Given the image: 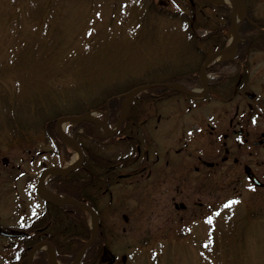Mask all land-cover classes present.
<instances>
[{
    "label": "rangeland",
    "instance_id": "rangeland-1",
    "mask_svg": "<svg viewBox=\"0 0 264 264\" xmlns=\"http://www.w3.org/2000/svg\"><path fill=\"white\" fill-rule=\"evenodd\" d=\"M199 1L201 5L226 2L231 14L227 1ZM187 2L0 0V230L16 232L43 211L45 201L38 191L43 169L68 167L79 159L67 139L63 140L69 157L64 148L57 150L42 124L45 118L56 117L60 130V123L66 121V133L106 159L136 156L123 142L107 141L113 129L95 127L104 141L100 143L87 137L82 127L75 131L77 123L64 118L100 104L115 91L167 82L188 69L196 70L202 63L197 53L203 49L195 48L190 38ZM247 4L264 29V0ZM237 13L242 27L243 3ZM201 14L198 35L208 34L224 21L209 7ZM234 37L230 33L226 44ZM249 62L255 70L264 67L263 44L252 45ZM226 68L231 66L224 62L222 69ZM258 78L264 79V73ZM198 87L203 89L202 82ZM180 98L159 103L141 99L135 105L140 121L155 108L173 117L170 121L176 130L170 135L171 146L176 145L177 131L188 122ZM151 123L138 128L140 136L151 127L152 135L164 138L166 125L153 132ZM145 147L149 166L153 162L155 149L143 143L137 165L145 157ZM167 151L162 145L156 153L161 160H171L175 155ZM253 151L251 156L243 153L241 162L264 161L263 148ZM140 178L112 185V203L108 194H102L106 247L98 264H109L112 256L115 264H264V187L255 188L242 170L227 163L215 174L193 172L180 191L174 181V202L184 203L185 210L157 207L153 178L138 182ZM89 225L93 227L92 218ZM20 250L21 240L0 234V264H12Z\"/></svg>",
    "mask_w": 264,
    "mask_h": 264
},
{
    "label": "flooded vegetation",
    "instance_id": "flooded-vegetation-1",
    "mask_svg": "<svg viewBox=\"0 0 264 264\" xmlns=\"http://www.w3.org/2000/svg\"><path fill=\"white\" fill-rule=\"evenodd\" d=\"M262 34L261 31L257 32V36ZM257 39V41L252 40L251 42L253 44L258 43L264 45V35L261 39L258 37ZM251 48L247 52V57L243 60L238 57L239 47L236 54L226 57V61L224 62L227 66H231V69L226 68V70H223L222 66L224 62H221L222 66L215 72L210 71L212 66L206 68L205 73L208 75L206 85L199 93H196V95L186 94L176 90L175 93H171L166 97L164 96V89L166 87L158 86L162 92L152 94V103L163 102L171 97H182L180 98V100H183L181 107L185 108V114L188 116L187 124L184 125L181 132L177 131L178 139L175 146H171L170 140L171 133L176 130L170 121L173 117L167 114V112L159 111L157 108H155L150 116L149 112L143 115L142 121L139 120L136 114L130 119L128 116L121 124L119 130L107 138V141L112 143H116L117 140L123 142L129 148L135 150L136 156L134 158H125V162L122 161L124 158H107L108 161L115 160L116 164L108 163L106 166L100 167L103 177L97 182L98 190L93 189L94 187L90 190L92 196L98 197L97 212L99 215V230L96 240H98L102 248L106 247V241L101 222V215L104 213V210L100 206L101 198L103 195L105 196L108 194L110 202L112 203L114 194L111 187L116 183L119 184L120 180H125L127 178L131 180L132 177L141 176L142 178L138 181L141 182L144 181V179L153 178V191L157 193L154 203L157 207L164 205L163 210L172 209L173 206L176 209H186L184 203L174 202L175 198L172 196L174 181L178 183L177 190L180 191L181 188H184L186 180L193 172L215 174L217 170L227 163H230L234 170H242L255 188L261 189L264 187V161L248 164L240 160L243 153L247 152V154L251 156L255 148L264 149V79L258 78L260 72L264 73V67L258 70L253 68V65L249 62ZM202 67L200 68V72ZM255 71H257V74ZM195 76H198V83L203 82L201 73ZM191 82L192 77H186L181 84L187 86ZM198 86L199 85H196L190 89H194ZM164 116H166L165 119L163 118ZM102 119H105L106 122L110 124V117L108 114L107 116H103ZM147 122H152L151 126L153 127V132H158L161 130L162 126L166 125L167 129L163 133L164 138L158 137L157 133L152 135L151 127L148 130L149 132L145 133L144 137H141L138 128L142 129L143 124L146 125ZM122 127L123 130L121 131ZM127 129H129V132H126ZM134 131L136 133H134ZM186 135H188V140L184 139ZM148 136L150 137V141L148 140ZM100 138H93V140L103 143L104 141L102 142ZM161 140L165 141L162 142ZM143 143L146 145H148V143L151 144L153 150L155 149L154 151L156 152L159 151L160 146H166L168 149L166 152L167 155L172 152L177 158L171 156V160L168 158L161 160L155 152L153 162H151L149 166L148 162L150 155L145 147V157L143 161L137 165L143 154ZM190 148L194 149L196 154L191 151ZM3 161L5 165L8 164V161ZM85 162L90 164L89 168L84 166ZM79 168H82L81 170H86L92 178L94 177L95 169H98L94 160H84L83 165ZM252 175L257 178L259 184L251 179ZM8 178L10 179V176H8ZM81 202L87 203L94 208L88 200ZM49 204L52 203L45 201L43 211L37 214L26 225L22 226L20 230L16 232H5L0 230V234H8L6 237L10 236L9 238L13 240H21L19 258L13 261L12 264H29L30 253L35 246H39L40 248L34 252L30 264H33L39 258L41 252H46V250L41 247L46 245V242L51 243L47 238L49 223L45 224L44 218L47 210L46 206ZM75 207L84 211L80 207ZM87 214V225L91 232V227L89 225L91 216L89 213ZM124 218L128 220L126 216ZM76 221L77 218H74V224H76ZM77 253L71 261L75 259ZM103 253L105 254L104 249ZM21 255L22 258H20ZM48 258L49 255L47 254V261ZM123 260H125V258H123ZM115 263L116 258L112 256L109 264Z\"/></svg>",
    "mask_w": 264,
    "mask_h": 264
},
{
    "label": "trees",
    "instance_id": "trees-1",
    "mask_svg": "<svg viewBox=\"0 0 264 264\" xmlns=\"http://www.w3.org/2000/svg\"><path fill=\"white\" fill-rule=\"evenodd\" d=\"M190 8L189 14V27L190 33L192 36L190 37L193 43L195 44V48L199 49L202 47L203 50H200L197 54L202 60V63L199 64V67L196 70L188 69L182 74L175 75L168 79V81H176L179 83L184 82L186 77H192V82L187 85L189 88L195 87L198 85V75L200 73V68L205 60V58L210 54V52L216 51L226 46L227 38L230 34V26H231V18H230V7L228 4H214L210 1H205L204 5H201L199 0H187ZM248 3V0H244ZM173 6H178L175 2H170ZM205 7H209L214 9L217 14L223 17L224 21L219 24L216 28L212 29L208 34L198 35L197 28L200 25V22L197 20L198 14L203 12ZM204 14V13H203ZM202 15V14H201ZM263 32L264 29L261 26V23L255 20L253 12L247 4V16L243 21L242 27L240 28L241 33V43L239 45L238 57L243 60L247 57V52L252 47L253 41H257V37L261 39L262 35L257 36V32ZM222 66V63L217 62L212 65L210 71L215 72L219 70ZM138 86V85H137ZM134 86L131 89L137 87ZM129 88V90H131ZM128 90V89H127ZM127 90H118L111 93L108 99L104 100L98 105L91 107L90 109H85L79 114L88 112L90 110L95 111H108V116L110 117V126H114L120 118L121 109L123 102L125 100V94ZM128 90V91H129ZM162 92L159 87L151 88L147 92H143L139 97L135 98L134 103L131 106V112L129 115V119L133 117L135 112V105L138 100H153V93ZM164 96L171 93H175L176 90L165 88ZM104 115H102L103 117ZM56 117H47L43 121V126L48 134V137L51 138L57 148H64L66 150V158L69 157V153L67 150L66 144L63 142L61 137L58 134L56 129ZM73 127V126H72ZM77 128H84L85 133L90 136H95L94 125L89 122H80L74 125ZM123 130V127L121 131ZM84 150L86 160H94L98 169L94 171V177L86 171L81 170L79 168L70 174H58L54 175L47 182V186L50 187L56 194L59 195H68L78 201L88 200L89 203L98 211V197L92 196L90 190L93 189L98 190V180L103 177L102 169L100 167L106 166L108 163L116 164L115 160L108 161L105 157L98 155L94 150L82 145ZM61 150V149H60ZM126 159L122 160L125 162ZM86 168L90 167V164L87 162L84 163ZM88 198V199H87ZM47 210L45 212V224H48L47 229V238L53 244L57 251L58 259L63 264H68L72 262V258L76 255V253L86 244V242L90 239L91 232L87 225V216L88 214L84 211L76 208L73 205L66 204L63 206H56L53 204H49L46 206ZM50 214V215H49ZM74 218H77L76 224H74ZM69 254V255H67ZM103 255V249L98 242H95L87 249L85 255L82 260V264H98ZM70 256V257H69ZM22 258V255L20 256ZM33 264H48L47 261V253L41 252L39 258Z\"/></svg>",
    "mask_w": 264,
    "mask_h": 264
},
{
    "label": "water",
    "instance_id": "water-1",
    "mask_svg": "<svg viewBox=\"0 0 264 264\" xmlns=\"http://www.w3.org/2000/svg\"><path fill=\"white\" fill-rule=\"evenodd\" d=\"M236 1H241L244 5V17L242 18V21L244 20V18L246 17V4L243 0H236ZM234 13H235V8H232V11H231V19H232V23H231V28L230 30L236 35V40L233 44L229 45L228 47L222 49V50H219L215 53H212L205 61V64L202 68V72H201V75H202V78H203V82H204V85H206V80H205V77H204V73H205V69L206 67L216 58L218 57H224L226 56L229 52L231 51H236L237 50V47H238V42L240 40V32H239V29L240 27L234 22ZM159 85H163V86H166V87H171V88H175L177 90H180V91H183L185 93H190V94H194V92L192 91H188L186 90L185 88H180V85L176 82H172V83H165V84H149V85H144V86H140V87H137L131 91H129L126 96L128 98H134L135 96L139 95L141 92L143 91H146L147 89L149 88H152V87H155V86H159ZM64 119L66 120H72V121H76V122H82V121H86V122H90V123H93V124H98L99 120H96L92 114H89V113H86V114H81V115H74V116H68V117H65ZM122 120H123V117L121 118V120L119 121L118 123V127L121 126V123H122ZM104 122V121H103ZM102 122V123H103ZM57 130H58V133L60 134L61 137L63 138H66L68 139L72 145H74V147L76 148V150L78 151V153L80 154V161L77 165L75 166H71L69 168H65V167H52V168H48L46 170H44L40 176H39V185L43 188L44 192L50 197V200L54 203H57V204H61V205H64V204H71V205H74V206H77V207H80L82 209H85L87 210L88 212H90L93 217H94V222H95V225H94V231H93V234H92V237L91 239L85 244V246L79 251V253L77 254V257L75 258V260L73 261L72 264H80L81 260H82V257L86 251V249L93 243V241L95 240L96 238V235H97V232H98V215L96 213V211L90 207L88 204L86 203H83V202H80V201H77L75 199H72L70 197H61V196H58V195H55L54 193H52V191L50 189H48L46 186H45V178L46 176H49L51 174H55V173H63V174H68L70 173L73 169H75L76 167H78L83 159H84V153H83V150L81 148V146L79 145V143L77 142V140L68 135L67 133L63 132L62 130H60V128L58 127L57 125ZM252 179L259 184V181L257 180V178L255 176H251ZM46 244L48 246H50V257H49V264H59V262L57 261V255H56V250L55 248L52 246L51 243L49 242H46ZM40 248L39 246H35L32 250V252L30 253V259H29V264H30V261H31V257L33 256L34 252Z\"/></svg>",
    "mask_w": 264,
    "mask_h": 264
},
{
    "label": "bare ground",
    "instance_id": "bare-ground-1",
    "mask_svg": "<svg viewBox=\"0 0 264 264\" xmlns=\"http://www.w3.org/2000/svg\"><path fill=\"white\" fill-rule=\"evenodd\" d=\"M216 1H227V2L231 3V6H232L233 8H235L234 22H235L237 25H239V24H240V17H239V15H238L237 12H238V10H239L240 7H241V2H240V1L238 2V1H236V0H216ZM234 42H235V37L232 38V40H231V43H234ZM130 103H131L130 100L125 102V104H124V115L127 114L128 110H129ZM65 122H66V121H62V122L60 123V126H61V128H62V131H63L64 128H65V125H66ZM100 127H101V128H105V129H107V126H106L105 124H101V123H100ZM75 162H77V158H75V159L73 160V163H72V164H75Z\"/></svg>",
    "mask_w": 264,
    "mask_h": 264
}]
</instances>
